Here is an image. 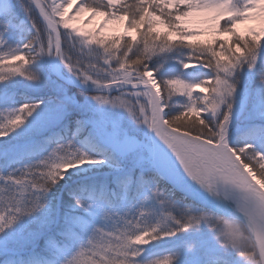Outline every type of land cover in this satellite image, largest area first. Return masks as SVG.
<instances>
[{"label":"snow or ice","instance_id":"obj_1","mask_svg":"<svg viewBox=\"0 0 264 264\" xmlns=\"http://www.w3.org/2000/svg\"><path fill=\"white\" fill-rule=\"evenodd\" d=\"M0 264H264V0H0Z\"/></svg>","mask_w":264,"mask_h":264},{"label":"rangeland","instance_id":"obj_2","mask_svg":"<svg viewBox=\"0 0 264 264\" xmlns=\"http://www.w3.org/2000/svg\"><path fill=\"white\" fill-rule=\"evenodd\" d=\"M77 23L79 24L80 22L77 21ZM80 26H82V27H87V28H91V27L94 26V24H88V25H83V24H81Z\"/></svg>","mask_w":264,"mask_h":264}]
</instances>
